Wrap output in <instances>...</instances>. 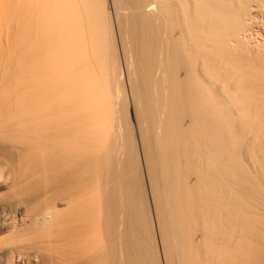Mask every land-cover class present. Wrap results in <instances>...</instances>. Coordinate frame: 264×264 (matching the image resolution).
<instances>
[{
  "label": "bare ground",
  "instance_id": "1",
  "mask_svg": "<svg viewBox=\"0 0 264 264\" xmlns=\"http://www.w3.org/2000/svg\"><path fill=\"white\" fill-rule=\"evenodd\" d=\"M0 264H264V0H0Z\"/></svg>",
  "mask_w": 264,
  "mask_h": 264
}]
</instances>
